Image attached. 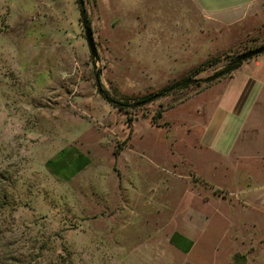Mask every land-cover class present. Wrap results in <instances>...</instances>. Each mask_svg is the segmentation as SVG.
<instances>
[{"label":"rangeland","instance_id":"rangeland-1","mask_svg":"<svg viewBox=\"0 0 264 264\" xmlns=\"http://www.w3.org/2000/svg\"><path fill=\"white\" fill-rule=\"evenodd\" d=\"M261 45L264 0H0V264H264V170L215 187L230 176L201 144L264 52L135 104Z\"/></svg>","mask_w":264,"mask_h":264},{"label":"crops","instance_id":"crops-1","mask_svg":"<svg viewBox=\"0 0 264 264\" xmlns=\"http://www.w3.org/2000/svg\"><path fill=\"white\" fill-rule=\"evenodd\" d=\"M51 9L59 7L55 5ZM256 69L252 78H248L241 86L239 98L233 105L216 106L201 136L203 147L225 162L224 171L230 179L227 183H216L213 179L202 177L215 187L229 191L240 189V186L246 189L247 184L242 183L247 180L248 172L264 170V146L258 133L256 123L259 119L255 113L256 104L262 99L264 102V76L262 70ZM247 159L248 162L252 161V165H245ZM233 171H243V175L233 179ZM250 187L251 194H254L253 200L264 202V179L254 180Z\"/></svg>","mask_w":264,"mask_h":264},{"label":"trees","instance_id":"trees-1","mask_svg":"<svg viewBox=\"0 0 264 264\" xmlns=\"http://www.w3.org/2000/svg\"><path fill=\"white\" fill-rule=\"evenodd\" d=\"M80 13L81 15L84 17V11L80 8ZM85 24H87V20L85 21ZM214 65L212 60L206 61L205 63H203L202 65H200L199 67L195 68L193 71L190 72V76H186L184 78H182L181 80L175 81L172 84L168 85L167 87H164L162 90L158 91L157 93H149L141 98H139L138 100H136V105H141L144 106L146 105L148 102H151L153 99L160 97V96H165L167 94H169L171 91L173 90H177L179 88H185L187 86H189L192 82L195 84H200L201 82L203 83H210L214 80H216L217 78H220L222 76L225 75H231V73L239 67L240 63L234 62L232 65H229L228 67L221 69L218 73H216V75H214L213 77L207 78L204 81H198L193 79L194 76H196L197 74H199L205 67L207 66H212ZM98 92L101 95V97L107 102L109 103L111 106L118 108L119 111H124L125 113L128 112V108H131L132 105L130 103H128L127 100L125 101H118L114 98H112L105 89H103L102 87H98Z\"/></svg>","mask_w":264,"mask_h":264},{"label":"water","instance_id":"water-1","mask_svg":"<svg viewBox=\"0 0 264 264\" xmlns=\"http://www.w3.org/2000/svg\"><path fill=\"white\" fill-rule=\"evenodd\" d=\"M84 36H85V39H86V42H87V45L89 47L91 55H94L95 45H94V42L92 39V32L89 28H84ZM263 52H264V45H261L258 48L249 50L247 52H244V53L238 55L236 58V62L242 63V62H244V61H246V60H248L254 56H257V55L263 53Z\"/></svg>","mask_w":264,"mask_h":264}]
</instances>
